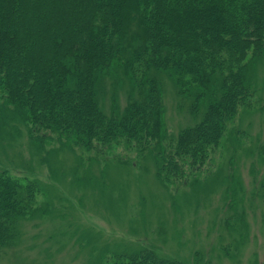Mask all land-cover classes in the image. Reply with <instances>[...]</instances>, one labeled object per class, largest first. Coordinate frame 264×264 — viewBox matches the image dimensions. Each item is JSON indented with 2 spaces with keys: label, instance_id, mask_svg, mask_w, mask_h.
I'll return each instance as SVG.
<instances>
[{
  "label": "trees",
  "instance_id": "obj_1",
  "mask_svg": "<svg viewBox=\"0 0 264 264\" xmlns=\"http://www.w3.org/2000/svg\"><path fill=\"white\" fill-rule=\"evenodd\" d=\"M262 59L264 0H0V140L20 124L46 156L55 141L99 154L124 145L153 156L158 178L175 185L184 164L208 162L249 105V69ZM163 75L195 120L176 140ZM41 190L0 170V252L39 213ZM93 264L186 263L147 249L104 251Z\"/></svg>",
  "mask_w": 264,
  "mask_h": 264
},
{
  "label": "rangeland",
  "instance_id": "obj_2",
  "mask_svg": "<svg viewBox=\"0 0 264 264\" xmlns=\"http://www.w3.org/2000/svg\"><path fill=\"white\" fill-rule=\"evenodd\" d=\"M248 75L249 105L208 162L184 164L175 185L158 178L153 156L124 145L99 154L55 141L47 156L38 154L19 124L11 140H0V170L37 181L42 192L39 213L18 223V243L0 252V264H93L104 251L147 249L186 264H264V59ZM161 79L176 140L195 120L175 83Z\"/></svg>",
  "mask_w": 264,
  "mask_h": 264
}]
</instances>
